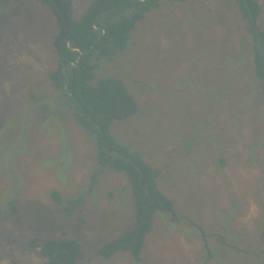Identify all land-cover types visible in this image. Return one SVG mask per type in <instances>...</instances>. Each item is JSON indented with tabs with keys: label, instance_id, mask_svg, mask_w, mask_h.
Listing matches in <instances>:
<instances>
[{
	"label": "rangeland",
	"instance_id": "obj_1",
	"mask_svg": "<svg viewBox=\"0 0 264 264\" xmlns=\"http://www.w3.org/2000/svg\"><path fill=\"white\" fill-rule=\"evenodd\" d=\"M90 1L73 0L74 15ZM55 30L51 10L37 1L0 12V264H42L34 237L76 238L80 264H264V91L236 0L165 1L97 69L98 77L123 78L138 100V112L112 130L162 170L161 189L185 215L156 214L144 263L127 251L98 255L135 226L124 172L108 168L72 217L50 195L87 190L97 168L94 135L51 82Z\"/></svg>",
	"mask_w": 264,
	"mask_h": 264
},
{
	"label": "trees",
	"instance_id": "obj_2",
	"mask_svg": "<svg viewBox=\"0 0 264 264\" xmlns=\"http://www.w3.org/2000/svg\"><path fill=\"white\" fill-rule=\"evenodd\" d=\"M28 1L42 3L53 14L56 66L50 72L51 82L69 106L74 120L94 135L96 143L97 168L88 189L72 197H64L57 190L50 195L64 214L72 217L85 205L87 194L94 191L108 168L124 172L134 200L135 226L106 242L98 255L109 259L120 251H127L138 263H144L141 251L156 214L165 212L173 221H180L185 215L177 211L174 201L161 189L158 178L162 170L118 139L112 130L114 121L138 112V100L123 78L117 75L98 77L97 69L101 61L126 50L133 31L150 11L165 1L188 0H91L79 17L74 15L73 0H0V12L5 6ZM236 3L253 40L252 73L264 91V29L259 24L264 11L258 0H236ZM10 209L19 219L16 200L10 202ZM190 222L202 231L206 240L207 231L193 220ZM262 236L264 239V230ZM224 238L221 235L223 242L231 244ZM29 244L39 247L42 264H80L85 257L81 242L72 237L46 241L34 237Z\"/></svg>",
	"mask_w": 264,
	"mask_h": 264
}]
</instances>
